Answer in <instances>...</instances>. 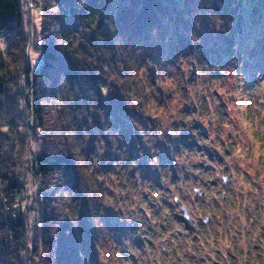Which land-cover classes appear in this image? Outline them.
Listing matches in <instances>:
<instances>
[{"label": "trees", "instance_id": "16d2710c", "mask_svg": "<svg viewBox=\"0 0 264 264\" xmlns=\"http://www.w3.org/2000/svg\"><path fill=\"white\" fill-rule=\"evenodd\" d=\"M30 1L35 14L25 9ZM240 5L243 0H0V264L102 258L104 245L116 242L108 214L118 187L112 180L130 187L137 181L134 150L140 137L161 128L159 111L164 116L172 102L164 83L182 77L186 59L209 68L222 62L207 43L231 35L230 10ZM251 5L257 25L261 6ZM248 34L251 62L252 49L262 44ZM258 57L253 65L260 70ZM29 174L33 195L26 190ZM30 200L38 212L31 235Z\"/></svg>", "mask_w": 264, "mask_h": 264}, {"label": "rangeland", "instance_id": "374dc122", "mask_svg": "<svg viewBox=\"0 0 264 264\" xmlns=\"http://www.w3.org/2000/svg\"><path fill=\"white\" fill-rule=\"evenodd\" d=\"M251 4L261 6L257 25ZM35 6L30 1L25 9L35 14ZM230 11L231 35L217 33L207 43L222 62L209 68L186 59L182 77L164 83L172 102L164 116L159 111L161 128L140 137L134 150L137 181L130 187L112 180L118 187L108 214L116 242L89 264H264V0H243ZM248 32L260 40V49H252L260 70L247 59ZM30 59L36 68L34 51ZM35 189L29 174L26 190L33 195ZM195 189L206 195L195 196ZM119 202L124 208L117 210ZM31 203L30 235L38 219ZM184 205L192 225L182 219Z\"/></svg>", "mask_w": 264, "mask_h": 264}, {"label": "water", "instance_id": "95a60500", "mask_svg": "<svg viewBox=\"0 0 264 264\" xmlns=\"http://www.w3.org/2000/svg\"><path fill=\"white\" fill-rule=\"evenodd\" d=\"M225 183H229V179L225 178L224 179ZM196 196L204 197L205 193L203 190H196ZM183 211L185 212V218L188 219L191 223H193V220L189 217L188 211L186 208H183ZM210 221V218L208 217L205 219V223H208Z\"/></svg>", "mask_w": 264, "mask_h": 264}]
</instances>
